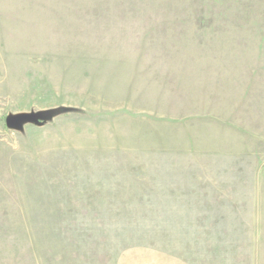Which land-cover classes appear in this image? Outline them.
<instances>
[{"label": "rangeland", "instance_id": "374dc122", "mask_svg": "<svg viewBox=\"0 0 264 264\" xmlns=\"http://www.w3.org/2000/svg\"><path fill=\"white\" fill-rule=\"evenodd\" d=\"M0 264H264V0H0Z\"/></svg>", "mask_w": 264, "mask_h": 264}, {"label": "water", "instance_id": "95a60500", "mask_svg": "<svg viewBox=\"0 0 264 264\" xmlns=\"http://www.w3.org/2000/svg\"><path fill=\"white\" fill-rule=\"evenodd\" d=\"M55 112L54 110H47L43 112H19L10 114L6 117V124L9 127L22 129L25 123H41L40 117Z\"/></svg>", "mask_w": 264, "mask_h": 264}]
</instances>
